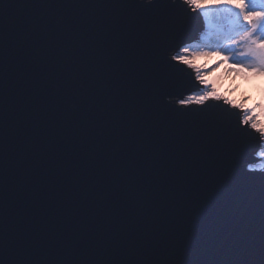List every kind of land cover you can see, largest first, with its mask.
<instances>
[{
	"label": "snow or ice",
	"instance_id": "obj_1",
	"mask_svg": "<svg viewBox=\"0 0 264 264\" xmlns=\"http://www.w3.org/2000/svg\"><path fill=\"white\" fill-rule=\"evenodd\" d=\"M247 27L225 4L0 0V264H264L260 136L191 103L174 59Z\"/></svg>",
	"mask_w": 264,
	"mask_h": 264
},
{
	"label": "clouds",
	"instance_id": "obj_2",
	"mask_svg": "<svg viewBox=\"0 0 264 264\" xmlns=\"http://www.w3.org/2000/svg\"><path fill=\"white\" fill-rule=\"evenodd\" d=\"M196 8L221 4L239 10L247 30L238 32L226 43L193 42L182 48L174 59L193 73L201 91L188 97L191 103L222 101L244 114L243 123L259 134L261 162L249 165V171L264 172V9L245 12V0H183ZM264 4V0H260ZM231 49V50H229Z\"/></svg>",
	"mask_w": 264,
	"mask_h": 264
},
{
	"label": "water",
	"instance_id": "obj_3",
	"mask_svg": "<svg viewBox=\"0 0 264 264\" xmlns=\"http://www.w3.org/2000/svg\"><path fill=\"white\" fill-rule=\"evenodd\" d=\"M145 2H147V0H145ZM197 28H199L200 29V31H203V19L202 18H200L199 19V21H194L193 22V33H196V29ZM186 71H189V70H186ZM255 151H259V148L257 147L256 149H255ZM259 161V158H256V157H254V159H253V162H258ZM259 171H257V173H258Z\"/></svg>",
	"mask_w": 264,
	"mask_h": 264
},
{
	"label": "rangeland",
	"instance_id": "obj_4",
	"mask_svg": "<svg viewBox=\"0 0 264 264\" xmlns=\"http://www.w3.org/2000/svg\"><path fill=\"white\" fill-rule=\"evenodd\" d=\"M261 162V160L259 159V161L258 162H256V163H260Z\"/></svg>",
	"mask_w": 264,
	"mask_h": 264
}]
</instances>
